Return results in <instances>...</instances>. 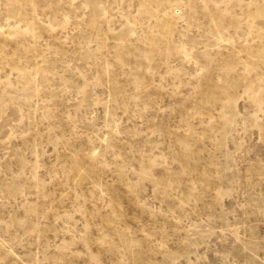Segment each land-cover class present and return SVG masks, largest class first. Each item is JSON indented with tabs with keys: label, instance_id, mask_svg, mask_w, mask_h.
I'll return each mask as SVG.
<instances>
[{
	"label": "rangeland",
	"instance_id": "rangeland-1",
	"mask_svg": "<svg viewBox=\"0 0 264 264\" xmlns=\"http://www.w3.org/2000/svg\"><path fill=\"white\" fill-rule=\"evenodd\" d=\"M0 264H264V0H0Z\"/></svg>",
	"mask_w": 264,
	"mask_h": 264
}]
</instances>
